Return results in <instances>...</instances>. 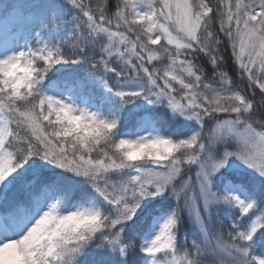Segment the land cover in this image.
Here are the masks:
<instances>
[{
    "label": "snow or ice",
    "instance_id": "6c2138e0",
    "mask_svg": "<svg viewBox=\"0 0 264 264\" xmlns=\"http://www.w3.org/2000/svg\"><path fill=\"white\" fill-rule=\"evenodd\" d=\"M0 11V264H264V0Z\"/></svg>",
    "mask_w": 264,
    "mask_h": 264
},
{
    "label": "rangeland",
    "instance_id": "374dc122",
    "mask_svg": "<svg viewBox=\"0 0 264 264\" xmlns=\"http://www.w3.org/2000/svg\"><path fill=\"white\" fill-rule=\"evenodd\" d=\"M6 2H0V9ZM26 19L21 15L19 19H12L6 17L2 11H0V40H11L19 36L26 26Z\"/></svg>",
    "mask_w": 264,
    "mask_h": 264
},
{
    "label": "trees",
    "instance_id": "16d2710c",
    "mask_svg": "<svg viewBox=\"0 0 264 264\" xmlns=\"http://www.w3.org/2000/svg\"><path fill=\"white\" fill-rule=\"evenodd\" d=\"M0 2H2V3L6 2L5 4H3V7H4L5 5L12 4V3L21 4V3H24L25 0H0ZM213 2L215 3V0H213ZM226 231H227V229H226ZM255 251L256 252H260L261 249L260 248H256Z\"/></svg>",
    "mask_w": 264,
    "mask_h": 264
}]
</instances>
